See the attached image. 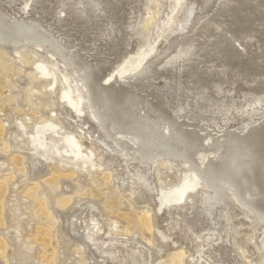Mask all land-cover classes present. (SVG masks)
I'll return each mask as SVG.
<instances>
[{"label": "bare ground", "instance_id": "1", "mask_svg": "<svg viewBox=\"0 0 264 264\" xmlns=\"http://www.w3.org/2000/svg\"><path fill=\"white\" fill-rule=\"evenodd\" d=\"M14 1L0 0L2 3ZM47 1L37 0L39 11L45 9ZM262 1L264 3V0ZM76 3L79 4V9L85 17L90 18L96 14L97 19L102 23L97 24L96 34L106 40L105 50L111 51L114 47L121 45L122 50L115 58L116 62H124L127 55L122 58L123 54L129 48H127L126 34L121 35L124 32L122 28L128 27L130 34L137 39L144 34L149 21L156 14L154 0H142V5L133 21H127L128 15H124V5L127 1L77 0ZM256 8L249 0H203L201 4L198 0H185L184 4L177 7L172 27L167 32L165 45L160 48V51L136 71H131L130 75L117 71L118 75L115 77H112L111 73V66L114 64L112 61L98 59L95 64L87 61L83 58L85 54L81 56L79 52L72 50L73 46L76 47L74 43L71 44L73 40L70 42L66 38L57 36L49 23L34 19L25 22L22 19L9 18V14L0 9V108L20 104L19 88L17 89V84H14L10 76L21 73L23 64L29 65L37 57L35 52L27 53V50L33 45L47 48L57 55L63 64L75 67L87 100L89 113L100 128V134L94 140H97L105 151L109 149L115 151L122 158L132 153L134 159L148 164L150 173L155 177L153 183H148L146 177L135 170L128 172L126 178H122L119 177L113 165L108 173L94 183L95 188L89 190L88 194L95 197L100 195L102 185H106L109 191H114V185L123 181L128 186L123 185L125 194H122L129 205L134 207L136 198L148 199L151 191H158L162 181L161 170L168 167L167 159L181 161L187 165L194 180L202 182V188L198 192L199 196L195 203L196 206L198 205L200 215L205 216V224L200 226L196 237L200 238L207 247L211 246L217 237V241L223 238L218 228L219 223L225 222L222 225L236 228L230 224L234 216L243 215L244 218H248L251 226L264 225V90L259 88L240 101V105H236L235 109L244 112L240 116L239 124L229 129L228 124L234 118L225 112V107L235 102L228 99L222 100L221 90L215 81L202 80V74L196 67L197 57L209 60L214 53L212 48L219 47L220 43L231 44L232 39L243 42L244 37L254 25L264 23V11ZM229 11L233 14L230 15ZM193 20H198L199 29H204L201 33L204 35L202 42L201 40L193 42L198 33H194L195 36L185 34V28L190 26ZM213 23L220 25L222 30L217 32L215 29H210ZM212 30L215 31L212 32ZM12 50H14L13 54ZM174 51L177 53L173 58L163 60L164 57L174 54ZM201 51L204 52L200 53ZM179 55L186 62L184 67L182 66L183 72L187 74L183 88H177L167 82L166 91L171 98L166 96L164 99V92L156 96L151 90L150 94L156 96L155 101H149L137 91L142 85L148 87L150 79L158 75L167 78L166 73H175L172 63ZM161 65L163 68L159 70ZM27 77L29 86L23 99L28 102L32 112L41 113L47 106L53 104L56 107L54 95L46 89L48 79L33 77L31 74H27ZM181 83L178 84L181 86ZM141 91L144 89L142 88ZM6 92L7 97H4L3 94ZM59 110L61 109L57 108L56 115L61 116L63 113ZM7 114L5 120H0V140L4 151L11 148L4 134L6 130L10 129V132H13L14 129L11 114L9 112ZM257 114L259 116L256 119ZM186 118L196 123H191L190 128H184L182 124L185 123L183 119ZM210 123H214L215 129L208 130L211 127ZM103 157L104 154H101L99 159ZM11 160L20 170H24L25 163L28 161L27 157L21 155H14ZM36 161H38L37 158L30 159L32 164ZM13 177L14 175L10 174L0 182V226L3 227L10 222L12 216L6 195L12 188L7 181H11ZM63 177L75 179L77 175L76 173L63 174L53 170L46 182L56 187ZM176 181L177 179L174 178L172 183ZM43 191L44 188L38 183L26 190V194L37 201V215L46 219V223L38 225L30 236L34 243L52 246L53 228L60 218L54 214L48 201L39 199ZM74 193L79 196L87 194L83 188L79 187ZM71 199L72 196L60 198L58 204L64 207L70 203ZM107 203L106 210L111 214L109 226L114 230L118 229L120 227L118 217L122 218L124 220L122 234H131L135 230L149 247L146 248L147 251L143 256H136L134 252L126 250L125 257H121L117 249H112L109 252L110 257L117 258L119 262L128 260L129 264L130 262L131 264H150V247L156 237H154L148 204H144L140 211H137V207L135 210L122 208L125 204L120 198ZM89 205L92 209L96 208L93 202ZM178 206L181 210L187 207V204ZM94 219L96 218L93 215L90 216V220L94 221ZM87 224L86 222L85 225ZM86 229L90 231L87 238H91L97 232L89 225ZM225 230L227 231L226 227ZM255 232L256 230L252 229L247 238L248 243L250 241L253 243V251L259 249L254 239ZM108 245L115 244L109 240ZM233 245L239 251L235 240ZM76 249L80 251L78 247ZM11 250L8 239L0 238V258H5V264H11L9 256ZM43 252V257H50L48 263L56 260L55 246H52L49 255H46V251ZM208 256L213 263L224 264L221 254L216 257L210 254ZM185 257L186 251L181 247L169 253L164 258V263L160 261L154 264H185Z\"/></svg>", "mask_w": 264, "mask_h": 264}, {"label": "rangeland", "instance_id": "2", "mask_svg": "<svg viewBox=\"0 0 264 264\" xmlns=\"http://www.w3.org/2000/svg\"><path fill=\"white\" fill-rule=\"evenodd\" d=\"M117 1L114 0V2ZM122 1H127L124 5V15H128L126 20L133 21L142 5V0ZM154 1L156 14L149 21L143 35L136 39L130 34L128 27L122 28L124 32L121 35L126 34L127 48L129 47L123 54L122 58L127 55L124 62L115 61L122 50L120 44L111 51L104 49L106 40L96 34L97 24L102 23L97 19L96 14L90 18L85 17L79 9V4L76 3L77 0H48L43 11H39L37 0H15L12 3L0 2V9L7 12L9 18L22 19L25 22L34 19L49 23L57 36L66 38L70 42L73 40L71 44L74 43L76 47L73 46L72 50L79 52L81 56L85 54L83 58L87 61L93 64L98 59L112 61L114 64L111 66V73L112 77H115L118 75L117 71L130 75L131 71H136L160 51V48L165 45V36L172 27L177 7L184 4L185 0ZM198 1L201 4L203 0ZM249 1L257 7L256 9L264 11L263 1ZM229 12L230 15L233 14L232 11ZM199 28L198 20H193L190 26L185 28V34L195 36L194 33H198L194 41L192 40L194 43L204 38L201 34L204 29ZM210 29L221 31L222 27L213 23ZM202 41L204 40L200 42ZM212 51L214 53L209 60L197 57V71L202 74L203 81L213 80L219 85L222 100L228 99L235 102L225 107V112L234 118L228 124V128L232 129L239 124L240 116L244 112L235 109L236 105H240V101L259 88L264 90V23L254 25L244 37L243 42L232 39L231 44L220 43L219 47H213ZM13 52L14 50L12 54ZM32 52H35L37 57L29 65L23 64L21 73L10 76L14 84H17V89L19 88L20 104L0 108V120H5L9 112L14 124L13 132L8 129L4 134V138L9 140V146H11L8 151L3 150L0 140V182L10 174L14 175L11 181H7L12 188L6 195L12 212L11 220L4 227L0 226V238H7L12 249L9 254L11 264H129L128 260L119 262L117 258H111L109 252L112 249H117L121 257L126 256V250L134 252L136 256H143L147 251L146 248L149 247L137 231L122 234L124 220L120 217H118L120 226L118 229L114 230L109 226L111 214L106 210L107 202H114L115 198L123 200L125 205L122 208L135 210L137 207L136 210L140 211L141 206L146 203L150 207L149 214L154 227V237H156L150 247V264L160 261L164 263V258L169 253L181 247L186 251L185 264H215L208 254L212 257L221 254L224 264H264V258H262L264 256V225L251 226L248 218H244L243 215L231 218L230 224L236 228L222 225L225 222L219 223L218 228L223 238L217 241V237L211 246L207 247L200 238L196 237L200 226L205 224V216L200 215L198 205L196 206L195 203L199 196L198 192L202 188V182H196L187 169V165L181 161L167 159L168 167L163 168L162 173L160 172L162 181L158 191H151L148 199L136 198L134 207L129 205L123 196L125 194L123 185H127L123 181L114 185V191H109L106 185H102L100 195L95 197L88 194L89 190L95 188L94 183L108 173L113 165L119 177L122 178H126L128 172L135 170L142 173L148 183H153L155 177L150 173L148 164L134 159L132 153L129 152L130 155L122 158L115 151L110 149L105 151L97 140H94L100 134V128L89 113L87 100L75 67L63 64L57 55L45 47L33 45L27 50V53ZM176 53L174 51V54L164 57L163 60L173 58ZM14 56L17 57L16 54ZM172 64L176 70L175 73H166L167 78L158 75L150 79L148 87L142 85L137 91L149 101H155V97L162 95L163 92L164 99L166 96L171 98L166 91L167 82L177 88H183L187 78L182 68L186 62L180 55ZM161 68H163L162 65L159 70H162ZM27 74L48 79L46 89L54 95L56 107L53 104L47 106L41 113L32 112L28 102L23 99L29 86ZM179 82H182L181 86ZM142 88L144 91H141ZM151 90L156 96L150 94ZM8 93L6 92L3 96L7 97ZM57 108L61 109L59 110L63 113L61 116L56 115ZM258 116L259 114L255 118L257 119ZM183 120L184 128H190L191 123H196L187 118ZM216 120L219 121L218 118ZM210 126L208 130L215 129L214 123H210ZM101 154H104V157L99 159ZM14 155L27 157L28 161L25 163L24 170H20L12 162ZM32 158H37L38 161L32 164L30 163ZM53 170L63 174L76 173L77 177L75 179L63 177L55 187L46 182ZM174 178L177 181L172 183ZM35 183L44 188L39 199L48 201L54 214L60 218L53 228L52 246H55L57 251L56 260L53 263H48L50 257L42 256L43 251L49 255L52 246L34 243L30 236L38 225L46 223L43 216L37 215V201L26 194L27 188ZM78 187L83 188L87 194L80 196L75 194ZM66 196H72V199L68 205L61 207L58 200ZM91 202L95 203V209L89 207ZM179 204L181 206L187 204V207L180 210ZM92 215L97 220H90ZM86 222L87 225H85ZM88 225L97 231L91 238H87L90 232L86 229ZM252 229L256 230L254 239L259 245L257 251H253V243L251 241L248 243L247 239ZM109 240H112L115 245L109 246ZM234 240L239 251L233 245ZM76 247L81 252H78ZM13 256L14 259H12ZM5 262V258H0V264Z\"/></svg>", "mask_w": 264, "mask_h": 264}]
</instances>
